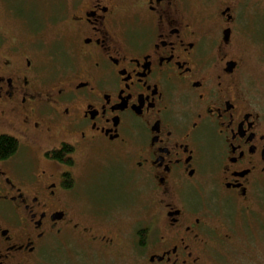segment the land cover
I'll list each match as a JSON object with an SVG mask.
<instances>
[{
	"label": "flooded vegetation",
	"instance_id": "flooded-vegetation-1",
	"mask_svg": "<svg viewBox=\"0 0 264 264\" xmlns=\"http://www.w3.org/2000/svg\"><path fill=\"white\" fill-rule=\"evenodd\" d=\"M260 5L0 0V264H264Z\"/></svg>",
	"mask_w": 264,
	"mask_h": 264
},
{
	"label": "rangeland",
	"instance_id": "rangeland-1",
	"mask_svg": "<svg viewBox=\"0 0 264 264\" xmlns=\"http://www.w3.org/2000/svg\"><path fill=\"white\" fill-rule=\"evenodd\" d=\"M247 3H248V7L245 9L246 10L245 15L247 14L249 15L251 12L261 7L260 5L261 0H247ZM241 4L242 3H239V4L236 3V9L238 6V11L242 7ZM252 17H254V15ZM244 18L246 19V16H244ZM253 32L254 31L252 30V26L249 20L247 26L240 33L245 36L243 39L247 38V40H244L241 43H238L239 48L238 47L237 48L241 53L243 52L246 54V63L248 65V75H247L248 85L253 88H258L261 82V79L259 77L261 75L258 73L259 71L257 70L258 68L257 60L259 59L260 51H259V46L254 42V38H250ZM117 186H120V184H117ZM134 196L137 198L139 196V200H137V205H136V207H139V208H136L134 210V213H141V214L144 213V211L140 209V207L141 208L143 207V202L145 204V200H146L144 191L135 190Z\"/></svg>",
	"mask_w": 264,
	"mask_h": 264
},
{
	"label": "trees",
	"instance_id": "trees-1",
	"mask_svg": "<svg viewBox=\"0 0 264 264\" xmlns=\"http://www.w3.org/2000/svg\"><path fill=\"white\" fill-rule=\"evenodd\" d=\"M12 143L13 142H12L11 138L5 137V136L1 137V139H0V150H4L6 148L5 150H10V152H11L12 148H13L12 147L13 146Z\"/></svg>",
	"mask_w": 264,
	"mask_h": 264
}]
</instances>
